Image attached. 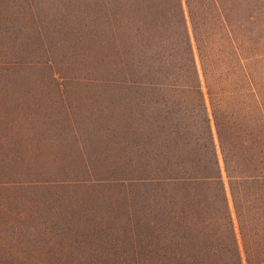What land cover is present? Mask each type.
Segmentation results:
<instances>
[{
  "label": "rangeland",
  "instance_id": "374dc122",
  "mask_svg": "<svg viewBox=\"0 0 264 264\" xmlns=\"http://www.w3.org/2000/svg\"><path fill=\"white\" fill-rule=\"evenodd\" d=\"M182 6L186 30L175 0H0V264H189L197 242L203 263L225 259L221 219L196 208L188 248L181 186L134 179L164 171L185 141L194 160L171 168L202 171L188 93L110 84L103 64L181 59L188 40L227 74L209 75L223 108L240 100L259 117L244 74L264 111V0ZM248 233L264 263V231Z\"/></svg>",
  "mask_w": 264,
  "mask_h": 264
},
{
  "label": "trees",
  "instance_id": "16d2710c",
  "mask_svg": "<svg viewBox=\"0 0 264 264\" xmlns=\"http://www.w3.org/2000/svg\"><path fill=\"white\" fill-rule=\"evenodd\" d=\"M175 4L181 13V24L186 30L182 0H175ZM231 47L234 48V45L231 44ZM185 51L184 58L165 61V63L158 59H150L148 66L145 61L137 58L103 60V64L110 72L107 81L110 84L146 86L154 90L164 87L168 91L179 90L188 93L189 97L184 101L190 104V110L193 109L192 111L197 113L201 137L204 138L199 145L201 152L198 151L199 155L195 157V160L200 162L202 171L171 168L173 164L181 162L190 166L194 160L193 148L190 149L188 141H185L184 153L180 158L174 154L169 155L164 171L141 170L134 179L156 181L173 188L181 186L183 193L179 200L182 211L186 209L184 231L188 248L194 242L189 237H192L195 227V209L200 207L203 215L221 219L224 225L223 238L227 242L225 259L220 260L218 264H242V252L246 264H264L253 261L252 258L256 255L251 251V243L248 241L249 229L253 235L264 231V157L260 148L261 142L264 144V111L258 105L256 92L252 90L247 74H244L245 83L251 89L252 98L257 103L253 109L259 112V117L254 118L255 115L252 113L250 117L247 113L250 107L240 100L233 102L227 109L223 108L221 97L217 99L214 97L218 91L213 89V83L211 79L209 80L211 72L216 78L221 77L222 72L216 71V67L214 71H212L213 67H210L212 70L209 71L205 66V59L201 55H194L188 40L185 43ZM237 60L240 64V60ZM141 71L145 72L146 77L141 75ZM226 76L227 74H224L222 77ZM215 86L218 88L217 83ZM223 89L225 92L222 94H226V97H235L234 89L229 90L224 87ZM154 101L156 102V98ZM137 156L143 161L144 158H152L149 155ZM27 157L30 158L32 155L27 154ZM3 174L6 176L9 171ZM193 185L196 192L189 190ZM251 216L255 217H252L254 222L250 221ZM196 245L198 248L192 250V258L199 260V263L192 259L189 264H205L203 258L207 252L201 248L200 243L197 242Z\"/></svg>",
  "mask_w": 264,
  "mask_h": 264
},
{
  "label": "crops",
  "instance_id": "0c3cea01",
  "mask_svg": "<svg viewBox=\"0 0 264 264\" xmlns=\"http://www.w3.org/2000/svg\"><path fill=\"white\" fill-rule=\"evenodd\" d=\"M127 132L129 133V132H131L130 130H127ZM125 133H126V131H125ZM140 133V132H139ZM108 134H110V132H108Z\"/></svg>",
  "mask_w": 264,
  "mask_h": 264
}]
</instances>
